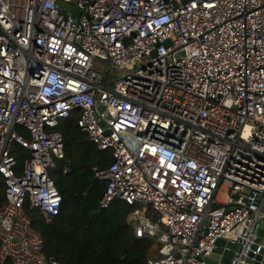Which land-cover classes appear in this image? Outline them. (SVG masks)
<instances>
[{"label": "built area", "instance_id": "built-area-1", "mask_svg": "<svg viewBox=\"0 0 264 264\" xmlns=\"http://www.w3.org/2000/svg\"><path fill=\"white\" fill-rule=\"evenodd\" d=\"M71 117L112 152L101 205H143L136 235L162 243L146 264H206L221 239L236 245L230 264L256 260L264 0H0V264H46L26 204L60 213L50 170Z\"/></svg>", "mask_w": 264, "mask_h": 264}, {"label": "trees", "instance_id": "trees-1", "mask_svg": "<svg viewBox=\"0 0 264 264\" xmlns=\"http://www.w3.org/2000/svg\"><path fill=\"white\" fill-rule=\"evenodd\" d=\"M57 130L63 134L64 157L56 159L50 173L62 196L60 213L48 219L26 204L35 230L44 239L46 264H146L159 258L158 237H138L134 229L133 212L142 209L141 203L117 198L107 208L101 205L107 181L97 172L111 165L112 152L92 142L76 117L61 119ZM13 152L21 172L29 151L16 143ZM147 216L153 222L159 219L151 207Z\"/></svg>", "mask_w": 264, "mask_h": 264}, {"label": "water", "instance_id": "water-1", "mask_svg": "<svg viewBox=\"0 0 264 264\" xmlns=\"http://www.w3.org/2000/svg\"><path fill=\"white\" fill-rule=\"evenodd\" d=\"M60 6L63 10V13L67 14V4L60 2ZM74 16L80 14V10L76 7L72 9ZM133 223H137L138 220H132ZM162 231L158 232L159 235H162ZM258 241L261 243V248L259 253L256 256V260L252 264H264V223H261L258 229ZM236 249V245L230 242H227L226 239H221L218 243V247L205 259L206 264H230L231 258L233 256V251ZM200 260H204L203 257H199Z\"/></svg>", "mask_w": 264, "mask_h": 264}, {"label": "rangeland", "instance_id": "rangeland-1", "mask_svg": "<svg viewBox=\"0 0 264 264\" xmlns=\"http://www.w3.org/2000/svg\"><path fill=\"white\" fill-rule=\"evenodd\" d=\"M94 68H96V69H98V70H101V69H103V66L95 65ZM224 194H225V192L222 191V192L220 193V195H219V198H220V199L224 198ZM134 217H136V216H134Z\"/></svg>", "mask_w": 264, "mask_h": 264}]
</instances>
